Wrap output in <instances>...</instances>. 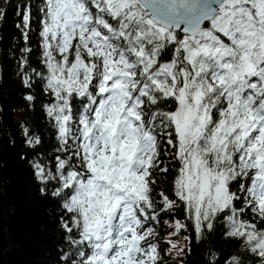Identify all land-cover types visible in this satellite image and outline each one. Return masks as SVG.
Returning <instances> with one entry per match:
<instances>
[{"label":"snow or ice","instance_id":"obj_1","mask_svg":"<svg viewBox=\"0 0 264 264\" xmlns=\"http://www.w3.org/2000/svg\"><path fill=\"white\" fill-rule=\"evenodd\" d=\"M38 11L40 67L22 9L19 74L47 93L57 146L22 135L62 209L59 264H160L166 216L171 235L223 229L235 241L208 264H264V0H42ZM160 173L172 177L163 186Z\"/></svg>","mask_w":264,"mask_h":264},{"label":"trees","instance_id":"obj_2","mask_svg":"<svg viewBox=\"0 0 264 264\" xmlns=\"http://www.w3.org/2000/svg\"><path fill=\"white\" fill-rule=\"evenodd\" d=\"M41 6L42 0H0V13H6L0 18V264H59L58 253L63 245L62 209L55 198L41 192L28 163L31 149L22 135L27 127L43 136L44 151L51 152L57 146L55 130L45 115L47 93L35 81L31 89L26 88L19 74V60L25 55L20 51L25 44L16 27L19 14L22 9L31 10V64L39 68ZM28 94L35 97L33 102L25 99ZM161 159L169 164L167 156ZM171 178L168 173L157 177L161 186ZM174 216L187 223L182 209H177ZM164 219L167 224L162 221L156 225L160 264H208L211 251H233L235 241L224 236L223 229L205 233L198 240L191 229L171 235L173 228L169 225L174 220L171 216ZM169 241L176 245L175 249L170 248ZM180 249L183 252L178 255Z\"/></svg>","mask_w":264,"mask_h":264}]
</instances>
